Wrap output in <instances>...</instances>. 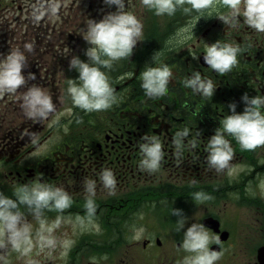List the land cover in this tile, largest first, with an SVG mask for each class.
Wrapping results in <instances>:
<instances>
[{"label": "flooded vegetation", "instance_id": "af4514ba", "mask_svg": "<svg viewBox=\"0 0 264 264\" xmlns=\"http://www.w3.org/2000/svg\"><path fill=\"white\" fill-rule=\"evenodd\" d=\"M65 1L0 0V54L33 44L34 51L26 53L29 65L24 75L35 74L36 80L29 81V86L35 83L47 90L57 106L48 119L37 122L26 118L21 109L25 88L15 94H0V191L12 196L14 187L34 180L63 186L73 199L65 216L74 219L77 213L84 214L83 179L97 180L100 233H81L66 220L56 233H66L67 239L74 241L65 249L66 256L61 258L60 249L51 255L37 250L33 256L41 264H90V257H96L98 264H177L185 255L180 247L183 231L200 222L223 241L222 259L217 264H264V194L259 188L264 179V147L243 151L232 137H226L235 149L232 178L217 174L206 160L207 140L230 114L228 105L235 102L239 113L244 108V93L264 95V33L248 28L242 15L236 26L215 16L201 18L193 38L168 51L165 41L179 27L195 22L181 12L157 17L140 0H125L126 10L143 23L142 41L130 59L118 62L110 73L118 103L107 111L85 113L72 105L66 91L67 81L78 77L69 69V62L73 55L87 60L84 52L88 44L83 35L88 20L99 21L115 11V6L109 8L104 0H85L86 9L80 15L73 8L63 9ZM67 10L68 20L55 19L59 11ZM14 26H18V34L12 33ZM217 40L242 50L238 65L225 75L208 68L203 59L205 44ZM160 49L173 78L166 95L150 99L141 88L139 73ZM196 56L199 58L194 59ZM193 71L212 79L216 86L212 98L184 86L182 81ZM184 128L189 135L177 157L173 139ZM145 134L157 135L164 146L165 158L152 174L138 167L139 145ZM105 168L117 179L114 196L99 182L98 174ZM195 191H204L214 199L196 205L191 198ZM172 208L181 209L187 218L180 232ZM21 211L35 224L26 209ZM46 216L54 219L56 213L47 212ZM141 227L143 234L133 240V232ZM211 250L219 251V246L212 245ZM9 259L12 264H24L15 253Z\"/></svg>", "mask_w": 264, "mask_h": 264}, {"label": "clouds", "instance_id": "9594fccd", "mask_svg": "<svg viewBox=\"0 0 264 264\" xmlns=\"http://www.w3.org/2000/svg\"><path fill=\"white\" fill-rule=\"evenodd\" d=\"M104 3L109 8L115 6V11L107 13L99 21L88 20L83 35L88 44L84 52L87 60L73 55L69 62V69L75 70L78 77L67 81L66 91L72 105L85 113L107 111L118 103L120 98L112 86L110 73L118 62L129 60L137 43L142 41L143 23L133 12L126 10L125 0H104ZM140 3L157 17H172L181 12L195 22L179 27L165 41L164 49L168 51L186 45L193 38V29L201 18L215 16L224 24L236 26L242 15L248 28L264 33V0H140ZM51 11H56L54 6ZM193 13L196 15L193 16ZM33 51L34 45L25 43L23 50L15 48L10 49L6 55L0 54V94H15L25 88L21 109L26 118L38 122L48 119L57 106L47 90L35 83L29 86V81L36 80L35 74L29 72L27 76L24 75V69L29 65L26 53ZM241 52L237 45L217 40L205 44L203 59L208 68L225 75L238 65ZM163 56V49L155 52L152 63L145 65L139 73L141 88L150 99L166 95L173 78V71L164 62ZM193 58L198 59L199 56ZM182 83L205 98H212L216 90L212 79L203 77L199 71H193ZM241 100L243 111H236L235 102L229 104L230 114L222 118L220 127L207 140L206 145V160L210 169L217 174L226 173L230 178L234 175L232 161L235 149L226 137H232L243 151L255 152L264 147V95L249 96L244 93ZM188 135L187 128L176 132L173 144L177 157L182 155L183 141ZM141 140L138 167L143 172L155 173L165 158L164 146L157 135L145 134ZM98 178L107 194L114 196L117 187L114 172L108 168L102 169ZM82 187L84 214L77 213L74 219L65 216L73 205V199L63 186L34 180L14 187L12 196L0 191V264H12L9 259L12 253L17 254V258L24 264H41L33 256L37 250H47L51 255L60 249L61 258H64L67 254L65 249L74 245V241L67 239L66 233L56 235L66 220L80 229L81 233L93 231L99 234L101 229L97 222L98 205L95 200L97 180L85 177ZM259 188L261 194H264V179L259 181ZM245 190L250 192V186H246ZM191 198L196 205L214 199L204 191L193 192ZM22 208L26 209L35 224L26 218ZM47 212H55V218L47 217ZM171 215L178 218L176 230L182 231L187 222L183 211L172 208ZM143 232L142 227L135 230L132 239L138 240ZM212 245L219 246V251L211 250ZM222 246L223 241L218 234H211L204 224L194 222L183 231L180 247L185 255L177 264H217L222 259ZM107 258V255L103 257L105 260ZM90 264H98L97 258L90 257Z\"/></svg>", "mask_w": 264, "mask_h": 264}, {"label": "rangeland", "instance_id": "374dc122", "mask_svg": "<svg viewBox=\"0 0 264 264\" xmlns=\"http://www.w3.org/2000/svg\"><path fill=\"white\" fill-rule=\"evenodd\" d=\"M59 7H61V6H59ZM66 8H68L69 10H70V8H73V9H75V13H78L81 15L82 12L86 9L85 0H77L76 2L74 0H66L64 3L63 9H66ZM63 9L61 11H63ZM69 10L64 11L62 14H61V11H59V13L55 19H57L59 21V20H63L65 18V20H68L70 18V16H69L70 11ZM74 15L75 14H73V16ZM59 18H61V19H59ZM17 20H18V18H17ZM15 24H18V22H16ZM21 24H23V23H21ZM12 33L18 34V26H14L12 28Z\"/></svg>", "mask_w": 264, "mask_h": 264}]
</instances>
